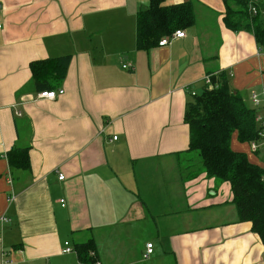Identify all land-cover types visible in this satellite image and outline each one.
Instances as JSON below:
<instances>
[{
    "label": "crops",
    "instance_id": "obj_1",
    "mask_svg": "<svg viewBox=\"0 0 264 264\" xmlns=\"http://www.w3.org/2000/svg\"><path fill=\"white\" fill-rule=\"evenodd\" d=\"M185 1L196 14L186 35L140 50L150 0H0V264H264V243L239 220L231 184L189 150L184 120L192 91L221 71L254 107L264 50L251 29L226 26L223 0L166 3ZM68 54L64 93L39 97L48 89L31 62ZM13 147L29 148V168L11 166ZM262 148L251 161L264 166ZM88 241L95 263L75 249Z\"/></svg>",
    "mask_w": 264,
    "mask_h": 264
},
{
    "label": "trees",
    "instance_id": "obj_2",
    "mask_svg": "<svg viewBox=\"0 0 264 264\" xmlns=\"http://www.w3.org/2000/svg\"><path fill=\"white\" fill-rule=\"evenodd\" d=\"M223 1L226 26L233 30L251 29L264 50V3L259 4L258 14L251 15L248 0ZM195 21L191 1L168 4L166 0H150L149 7L137 15L136 46L140 50H150L158 46L163 37L189 28ZM71 59L72 55L68 54L31 62L37 90L57 89L67 75ZM212 82V88H205L187 104L184 120L190 127L189 150L200 156L203 170L209 177L231 184L239 220L251 222L252 230L264 243V166L232 148L234 136L240 143L257 139L256 110L232 86L227 72L213 75ZM8 159L12 167L29 168V148L13 147ZM75 249L84 262H96L90 254L95 250L93 242L76 245Z\"/></svg>",
    "mask_w": 264,
    "mask_h": 264
},
{
    "label": "built area",
    "instance_id": "obj_3",
    "mask_svg": "<svg viewBox=\"0 0 264 264\" xmlns=\"http://www.w3.org/2000/svg\"><path fill=\"white\" fill-rule=\"evenodd\" d=\"M263 2V0H248V10L250 12L251 15H256L259 13L260 9H259V4ZM1 26V24H0ZM186 35L184 30H176L173 34V38H181L184 37ZM171 36H165L163 37L159 44L160 45H166L170 43L171 40ZM125 68H132L131 64H124ZM215 74H208L206 75L204 82H205V88H212L213 82H212V76ZM64 93V89H48L45 91H41L39 93V97H43V98H49V99H55L57 98L58 95L63 94ZM192 95L195 96L197 95L196 91H192ZM251 101L253 104V108L256 110V116H255V121L257 122L258 125V137L255 140H252L249 142L250 148L252 152H257L259 150V148L264 144V96H262L259 92H252L251 94ZM18 115H21V112H18ZM115 139L117 138L116 136L114 137ZM59 179H64V175L61 173L59 175ZM14 196H12L10 198L11 201L14 200ZM62 202H64V200H61ZM10 219L9 217H7L6 215H3L0 218V222L2 223H6L8 222ZM69 243L66 242V247L64 249V252L68 253V252H72L74 250L73 247L68 245ZM155 251V245L152 241H149L146 243L145 246V251L143 253V258L144 259H149L153 253ZM90 254L92 256L95 255L94 251H91ZM97 264H100V262H97Z\"/></svg>",
    "mask_w": 264,
    "mask_h": 264
},
{
    "label": "rangeland",
    "instance_id": "obj_4",
    "mask_svg": "<svg viewBox=\"0 0 264 264\" xmlns=\"http://www.w3.org/2000/svg\"><path fill=\"white\" fill-rule=\"evenodd\" d=\"M235 144H236L235 148L237 149V151L246 153L250 158V160L257 162V155L251 151L249 143H240L237 141ZM261 150H263V155H264V148H262Z\"/></svg>",
    "mask_w": 264,
    "mask_h": 264
}]
</instances>
